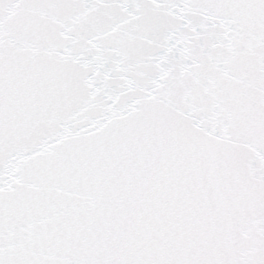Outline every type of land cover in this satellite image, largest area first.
Returning <instances> with one entry per match:
<instances>
[{"label": "water", "instance_id": "95a60500", "mask_svg": "<svg viewBox=\"0 0 264 264\" xmlns=\"http://www.w3.org/2000/svg\"><path fill=\"white\" fill-rule=\"evenodd\" d=\"M0 264H264V0H0Z\"/></svg>", "mask_w": 264, "mask_h": 264}]
</instances>
